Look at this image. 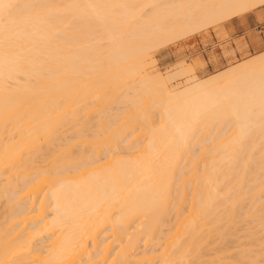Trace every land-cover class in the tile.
I'll return each mask as SVG.
<instances>
[{
    "label": "bare ground",
    "instance_id": "bare-ground-1",
    "mask_svg": "<svg viewBox=\"0 0 264 264\" xmlns=\"http://www.w3.org/2000/svg\"><path fill=\"white\" fill-rule=\"evenodd\" d=\"M261 5L0 0V264H189L264 226V51L152 69L168 37Z\"/></svg>",
    "mask_w": 264,
    "mask_h": 264
},
{
    "label": "rangeland",
    "instance_id": "rangeland-1",
    "mask_svg": "<svg viewBox=\"0 0 264 264\" xmlns=\"http://www.w3.org/2000/svg\"><path fill=\"white\" fill-rule=\"evenodd\" d=\"M227 21L228 20L223 21L222 23L216 25H209V26L207 25L208 27L205 25L206 28L205 26H202V29L200 27V29L194 31V33L193 32L186 33L185 31L187 35L182 34L183 36H181V33L180 34L178 33L179 35L175 34L176 36H178L177 39L176 37L170 36L167 39H165L166 42L163 40L164 44L161 43L156 47H154L155 49L153 48L152 50L153 58L155 59V63L152 66V69L155 70L154 72L157 71L161 74H166V72L171 71L172 68H174L172 70L173 72L174 70L177 71L178 69H180L179 68L180 66L174 67V65L176 66L177 63L183 62L186 66L189 65L188 63L192 64L196 74L199 76L198 78L205 79L209 76L215 75L216 73H220L221 70L223 71V69H227L229 68V66L231 67L234 64H237L249 57L255 56L256 54L264 51L262 50L257 53L248 51L245 54L242 53L237 55L230 41V36L224 29V24ZM185 78H186L185 75L184 76L177 75V77H175V80H173L171 83L172 85H177L179 87H182L185 85V80H186ZM178 84H182V85H178ZM246 217L249 218L248 216ZM246 217H245V222L243 221L244 215L242 216V218H240V220L242 221L241 222L238 221V223L239 222L240 223L237 225H239L241 229L234 228V230L233 229L232 230L238 236L244 235L245 234L244 231L253 232L255 230L256 233L254 234L253 238H252V234H249L250 236H248L247 234V237H241L239 239L236 235L235 237L234 235H232L233 234L232 230L228 229L230 236L228 232H227L228 236L227 235H224V237L223 235L221 236L223 245L222 242H220L221 241L220 237L217 236V238L220 240L219 241L220 244L219 242H217L218 241L217 240L215 242H217L218 244L215 243L211 245L212 247L207 246V250H204V252L206 251L207 255L201 257L202 261L197 260L190 262L189 264H236L235 259L237 258V256L239 257L238 254H240L243 249H244L243 252L248 251L249 254L248 256H245L246 260L242 264H264V251L262 250L264 243H257L258 246L255 245L256 237H260V236L264 237V229H263L264 226L262 224L261 225L257 224V222L254 221L249 225L251 226V228L252 226H254L253 227L254 229H249L248 227H246L249 224V223L246 224L247 223ZM224 222H222V224ZM243 222L245 223V226L242 228V226L244 225ZM245 228H247L248 230L247 229L245 230ZM237 229H238V233L235 231ZM225 230L226 228L224 229V231ZM224 231L223 233L226 234V231L225 232ZM230 231L232 232V234ZM223 239L225 240V242L223 241ZM249 239L251 240V242H253L252 244L254 245L248 244L247 240ZM241 243H245V244L241 245ZM246 243L248 244V246ZM224 244L225 247H223ZM258 249L260 251H256ZM161 252L162 251H160L159 254H161Z\"/></svg>",
    "mask_w": 264,
    "mask_h": 264
},
{
    "label": "crops",
    "instance_id": "crops-1",
    "mask_svg": "<svg viewBox=\"0 0 264 264\" xmlns=\"http://www.w3.org/2000/svg\"><path fill=\"white\" fill-rule=\"evenodd\" d=\"M224 29L237 55L264 50V5L231 18Z\"/></svg>",
    "mask_w": 264,
    "mask_h": 264
}]
</instances>
